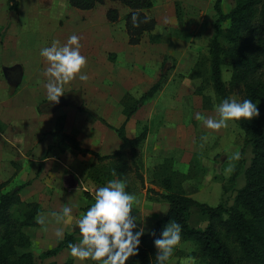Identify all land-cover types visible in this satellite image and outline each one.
Segmentation results:
<instances>
[{"label":"rangeland","instance_id":"374dc122","mask_svg":"<svg viewBox=\"0 0 264 264\" xmlns=\"http://www.w3.org/2000/svg\"><path fill=\"white\" fill-rule=\"evenodd\" d=\"M217 1L153 0L154 6L147 11V15L157 21L154 34L159 38L158 41L153 42L146 34L138 45L129 44L125 24V15L129 10L120 3L111 1L99 5L93 13H104L105 10L116 8L119 12V20L113 24L109 20L110 24L102 21L84 24L85 28L76 31L75 34L80 37V44L87 45L86 49L90 54L97 53V57L100 58L99 64L95 66L97 82L90 85V89L87 88L66 96L62 102L64 105L75 106L80 111L79 118L71 125L80 129L79 134L84 143L90 145L91 147H89L93 150L102 151L99 154L108 155L117 150L113 138L117 137L118 139V136L107 125L119 128L125 123L126 117L123 111L126 95L130 94L138 99L161 80L163 86L158 95L142 106L125 124L126 135L129 138H135L145 126L152 128V133L159 132L156 130L159 125L167 128L165 132L168 137L161 148L173 147L172 144L177 138L185 141L184 143L192 151L191 155L193 156L190 164L179 165L181 169L185 170L186 177L182 178L183 173L180 172L182 175L179 173L181 177L179 176L178 181L182 183L186 181V191L192 194L194 199L214 207L221 203L227 206L233 204L237 191L245 185L244 170L250 165L253 157L252 146L245 142L244 132L234 121L228 122V126L219 132H212L195 118L197 113L205 117L215 116L214 105L220 103L210 86L203 84V80L200 78L193 79L191 77L196 63L202 58L206 60L203 72L207 73L209 69L208 45L210 39L215 35V24L218 19L215 11ZM18 3V7L14 8L9 0H0L1 15L7 18L8 14V18L10 17L8 22H10L13 20V13H26L25 16L24 14L18 15L17 18L18 21H23V17L30 22V26L22 29L23 32L19 33L14 24L11 26L12 29L10 28L11 32L6 36L3 33L7 31V26H2L0 45L3 44V36L11 37L12 42L16 44L29 41L34 47L30 48L31 51L27 58L34 61L37 58L36 54H40L41 48L46 42L51 43L56 40L62 20L77 21L80 16L75 15L74 17V13L91 12L71 8L69 0H18ZM20 3L21 12H19ZM221 5L223 12L228 14L235 7L236 0H221ZM35 13L40 14L35 15ZM83 21L86 22L87 18H84ZM94 25L98 28H93ZM227 25L228 23H224L223 27L227 28ZM15 32L16 36L14 37L13 33ZM109 37L119 44L126 42L128 38L130 47L122 50L125 57L123 64L120 63L122 66L111 65L115 64V59L112 58V54L108 52L105 44ZM102 57H106V62L102 60ZM108 63H110V68ZM231 75V68L224 67L223 79L225 82L230 81ZM94 86L96 87L94 88ZM126 88H130V91H126L124 94ZM204 96L209 98L210 105L204 102ZM231 97L243 101L240 95ZM255 103L258 104L259 109V102ZM65 124L67 126L66 117ZM69 127L68 132L65 130V134L72 135L68 134ZM100 129L106 131L105 137L102 136ZM205 135L209 137L207 141L201 139ZM72 136L76 138V135ZM98 140L100 144H96ZM104 141L107 142L106 150L103 146ZM66 145L68 146V144ZM140 151L143 161L141 173L144 176L145 188L151 187L150 182L153 180V187L160 190L161 185L157 181L158 176L154 169L158 165H154L158 163V160L163 162L165 158L162 154L155 161L150 158L148 156L150 144L149 148L146 147V143L142 145ZM71 155L66 156L65 163L69 164L76 174L74 177L65 179L66 185L67 187L76 186L80 180L86 189L91 191L87 197L92 198L91 193L95 194L96 189L109 182L100 184L92 178V174L95 175L96 169L100 168L101 164L98 163L95 156L90 154L83 155L71 151ZM176 167L174 166L175 169ZM240 169H242L241 174L233 178L235 172ZM131 176L133 179L129 180L127 189L135 190V193L130 194H134L139 201L134 205L131 213L134 215L137 212L140 213V207H142L147 193L146 189H141L139 181H135V176L132 173ZM193 210L197 212L194 217H201L205 220V225H203L205 227L207 217L198 213L197 209ZM14 214L17 216L19 212L14 209ZM141 227L144 228V232H150L149 230L153 226ZM140 228L137 227L134 231H138ZM32 231V228L26 229L28 234H31ZM194 250L192 244L180 242L171 261L174 264H181L182 259L193 257ZM19 252L24 251L20 250ZM45 258L48 256L44 253L35 256L36 263L44 264ZM63 259L66 260L64 256L62 261H65ZM195 264L203 263L195 258Z\"/></svg>","mask_w":264,"mask_h":264},{"label":"trees","instance_id":"16d2710c","mask_svg":"<svg viewBox=\"0 0 264 264\" xmlns=\"http://www.w3.org/2000/svg\"><path fill=\"white\" fill-rule=\"evenodd\" d=\"M106 1L120 3L129 10L125 15V24L130 45L140 44L146 34L153 42L158 41V35L154 34L157 21L147 15V11L154 6L153 0H69V6L91 11ZM10 2L14 8L18 7V0ZM215 11L218 19L215 35L208 45L209 69L207 73L203 72L206 60L202 58L196 63L191 77L200 78L203 84L210 86L219 102L232 95H240L243 100L250 99L253 103L259 102L260 113L259 117L251 121H234L244 132L245 142L252 146L253 157L244 170L245 185L237 191L231 206L221 203L214 207L189 197L182 182L178 181L181 176L174 170L173 160L169 158L154 168L163 192L153 187L145 188L140 149L148 138L149 128L145 126L138 136L129 138L125 124L158 95L163 86L161 80L138 99L126 95L123 111L125 123L119 128L107 125L121 141L119 148L112 154L101 155L83 148L74 136L61 133L62 127L54 133L59 139V148H72L77 154L96 157L101 167L96 169L92 178L97 183L105 184L118 178L125 180L129 186V180L133 179L132 173L141 189H146L149 200L168 203L166 216L152 231L141 237L138 255L133 256L131 264H156L154 240L161 237L170 220L181 225V242L192 244L195 248L192 256L203 264H264V0H236L235 7L228 14L223 12L221 0H218ZM107 18L112 23L117 22L118 9L110 8ZM224 23H228L227 28L223 27ZM226 66L232 72L228 83L223 79V68ZM204 102L210 105L208 97L204 96ZM113 171L117 173L116 176H113ZM241 172L242 169L237 170L233 178ZM151 184H154L153 180ZM4 187L5 183L0 184V264H37L31 252L32 238L24 230L41 227L35 220L41 212L40 206L23 202L21 189L2 193ZM126 190L129 193L136 192L127 187ZM14 209L19 215L14 214ZM193 209L207 217L205 227H193L190 224ZM153 232L155 235H152ZM69 243L75 244L73 235H66L56 248L44 252V255L54 256L68 248ZM20 250L24 252L20 253ZM64 264L73 263L68 261Z\"/></svg>","mask_w":264,"mask_h":264},{"label":"crops","instance_id":"0c3cea01","mask_svg":"<svg viewBox=\"0 0 264 264\" xmlns=\"http://www.w3.org/2000/svg\"><path fill=\"white\" fill-rule=\"evenodd\" d=\"M96 10H91V12L87 13H74V17L75 15L80 16L77 21L62 20L59 24L56 40L64 44L69 36L76 34V31L85 28V25L90 23H99L102 21L110 24L107 18L108 10H105L104 13H93ZM19 12H21V3ZM22 14L25 16L26 13H13V20L8 22L10 19V17L8 18L9 15L7 14L6 18L0 13V29L2 26H7V31L3 33L5 36L11 32L10 28L14 24L19 33L23 32L22 29L24 30V28L30 26V22L23 17V21H18L19 19L17 16H22ZM39 14L40 13H35V15ZM84 18H87L86 22L83 21ZM79 25H81V27H79ZM93 28L97 29L98 27L94 25ZM13 34L15 37L16 32ZM5 36H3L5 39H3V44L0 45V184L5 183V187L1 189V191L2 193H7L21 189L20 197L22 201L25 203L39 204L41 209L40 213H44L48 217L50 223L47 224L46 229L41 226L40 228H32L33 231L31 234L27 233L33 241L34 249L32 247L31 252H33L35 256H38L56 248L58 243L65 239L66 235H73L75 244L79 243L81 235L77 227V220L81 218L91 204L94 203V193H91L92 198H88V193L91 191L86 189L80 180H78L76 186L72 185V187H67L65 179H67V177H74L76 172L69 164L65 163V158L66 156H72L71 151H75L72 148H59V139L54 136V133L59 127H62L61 133L65 134L70 126L68 134L76 135L77 140L80 144L82 143L81 146L83 148L93 150L90 148V145L84 143L82 136L79 134L80 129L77 126H72L75 120L79 118L78 113H80V111L75 108V106L73 107L68 104L64 105L62 102H64L63 100L66 96H70L71 94H75V92L87 88L90 89V85H94L97 82L95 66L99 64L98 60L100 58L97 57V53L95 55L90 54L86 49L87 45L81 44V54L84 55L88 61L87 67L83 70L82 74H87L89 79L87 82H81L77 78L71 84L66 85L64 88V95L60 98V102L58 104H53L48 101L46 90L43 86L44 83L47 82V77L43 75L47 67L45 59L41 57L40 54H36L37 58L35 61L31 58H27L31 51L30 48L34 46H32L29 41L16 44L12 42L13 39L11 37ZM126 42H121L119 44L112 37H109L108 41L105 42L108 52L111 53L112 58L115 59V64H111L112 66H120L123 64L125 57L123 54L124 51L122 50L130 47V45H128V38ZM51 44L52 42H46L42 48L50 47ZM102 60L106 62V57H102ZM108 64L110 68V63ZM95 87L96 86H94V88ZM126 91H130V88H126L123 93L125 94ZM65 117L67 126H65ZM151 129L152 128H149L148 138L145 142L148 148L150 144V153L148 156L154 161L157 160L161 154L165 159H172L174 166H177L174 170L178 173L182 172L183 175L180 173L182 178L186 177L185 170L181 169L179 165L184 166L190 164L193 155H191L192 151L189 150L187 144L184 143L185 141H181L177 138L174 140V144H172L173 147H167L166 149L161 148L168 138L165 132L167 128L158 125L156 130L159 132L155 133H152ZM100 132H102L101 134L103 137L107 135L104 129H100ZM118 139L117 137L113 138L117 149L121 144L120 139ZM106 143V141L103 143L104 150L107 149ZM96 144H100V141H96ZM93 151L98 153L102 152ZM162 163L163 162L158 160V163H155L154 166ZM185 182L182 183V186L186 194L194 199V196L186 191ZM151 183L152 181L150 185L153 187ZM156 190L163 192L161 189ZM165 204L168 205L166 202L149 200L146 194V198L141 205L142 207H140V213L136 211L137 213L132 215L137 220V227L140 228V226L151 225L153 227L149 231H152L157 226L158 222L166 216L169 210V205L167 208ZM64 206L72 207L73 219L68 225H56L49 214L51 212L59 213ZM196 213L197 212L192 210L190 224L193 227H203V225H205V220L201 217H194ZM56 227H63L64 229V237L62 240H58L55 236ZM26 229L28 228H25V233ZM145 233L148 232L145 231ZM46 247L51 248L47 249ZM63 256L66 258V260L63 259L65 261H62ZM130 258L126 264L132 263L133 257ZM171 259L167 264H174ZM68 261H72L73 264H95V262L91 260L82 262L74 259L70 255L69 248L61 250L54 256L45 258L44 264L53 262L64 264Z\"/></svg>","mask_w":264,"mask_h":264},{"label":"clouds","instance_id":"9594fccd","mask_svg":"<svg viewBox=\"0 0 264 264\" xmlns=\"http://www.w3.org/2000/svg\"><path fill=\"white\" fill-rule=\"evenodd\" d=\"M81 47L80 37L73 34L64 44L54 40L50 47L41 49L40 55L47 62L43 72L47 82L43 86L50 103L58 104L64 95L65 86L77 78L81 82L88 81V75L82 74L88 61L81 54ZM257 105L250 99L239 101L230 97L214 105L215 116L205 117L197 113L195 118L208 130L219 132L230 121H251L259 117ZM201 139L207 141L209 137L205 135ZM112 174L117 175L115 171ZM126 187L125 180L112 179L96 189L94 203L77 220L80 242L68 244L74 259L82 262L91 260L95 264H126L130 257L138 255L140 240L145 232L143 227L134 231L137 220L131 213L139 201L134 194L126 191ZM72 212V207L64 206L59 213L51 212L49 215L56 225H68L73 219ZM35 220L45 229L50 223L44 213H38ZM181 232V225L172 220L164 227L161 237L154 240L156 264H167L181 242ZM55 236L58 240L63 239V227L55 228ZM181 264H195V258H184Z\"/></svg>","mask_w":264,"mask_h":264}]
</instances>
